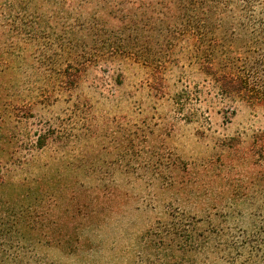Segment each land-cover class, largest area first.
Returning <instances> with one entry per match:
<instances>
[{"label":"rangeland","instance_id":"obj_1","mask_svg":"<svg viewBox=\"0 0 264 264\" xmlns=\"http://www.w3.org/2000/svg\"><path fill=\"white\" fill-rule=\"evenodd\" d=\"M65 11L62 0H0V157L15 160L0 174L10 171L14 182L41 191L45 208L64 210L71 199L75 206L105 202L112 215L83 229L78 253L23 247L24 261L195 264L175 247L183 239L164 233L166 224L191 215L203 228L209 220L223 228L224 242L229 233L240 241L253 233L261 201L243 194L259 187L251 181L264 167L253 146L264 132V102L222 95L206 67L244 74L262 61L257 48L228 32L179 42L160 80L123 42H95L108 30L91 24L99 9L82 20L83 30L95 27L93 42L68 35L78 17L67 22ZM69 64L71 74L82 71L67 86ZM54 190L64 201L51 200ZM227 190L242 195L238 207L225 199ZM13 193L19 200L20 190Z\"/></svg>","mask_w":264,"mask_h":264},{"label":"trees","instance_id":"obj_2","mask_svg":"<svg viewBox=\"0 0 264 264\" xmlns=\"http://www.w3.org/2000/svg\"><path fill=\"white\" fill-rule=\"evenodd\" d=\"M62 3L66 9L63 18L67 22L72 14L78 17L76 24L70 27L69 36H74L78 41L93 42L89 39L95 27L83 30L85 24L82 20L89 15L88 11L99 9L101 17L93 16L91 24L97 25L100 21L108 30L97 36L102 41L96 37L95 42L107 39L123 42L125 48L143 57L145 64L155 71L160 80L179 42H202L207 36L219 32H228L239 40H249L263 59L248 72L243 74L229 70L220 73L212 66L206 67V71L214 76L215 87L222 95L235 96L252 104L264 102V0H62ZM71 69L74 67L69 64L65 70L67 86L68 83L77 84L82 71L80 69L77 70L78 74H71ZM46 142L47 137H39L38 147L43 148ZM253 146L258 164V161L264 160V132L255 135ZM14 161L9 153L0 157V166L9 167ZM262 181L264 167L254 173L251 181L252 184H259V187L253 194H243L244 198H258L261 201L258 206L254 205L256 212L252 227L255 231L245 232L243 240L236 239L231 233L227 235L229 240H220L219 234L223 228L213 226L210 220L211 226L203 228V219L195 215L189 216L188 222L181 219L166 224L164 233L173 239H183L182 243L179 242L181 240L177 241L175 247L187 252L195 264L200 261L204 264H264ZM15 189L21 192L17 201L13 193ZM57 189L61 190L60 187ZM32 191L27 183L14 182L10 171L6 175L0 174V264H27L21 249L38 245L54 247L64 254H76L83 246V229L94 222L101 225L112 215L107 208H103L105 202L75 206L74 199L68 200L64 210L54 211V205L45 208L41 191L36 190L35 194ZM50 198L55 202L64 201L63 193L55 190ZM241 198L242 195L236 191L225 192L226 200L235 201L229 204L231 206L238 207L237 199ZM61 212L65 218L51 217ZM77 218H80L79 222Z\"/></svg>","mask_w":264,"mask_h":264}]
</instances>
